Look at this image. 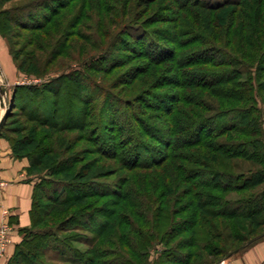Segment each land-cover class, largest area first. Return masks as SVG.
<instances>
[{"label": "trees", "instance_id": "trees-1", "mask_svg": "<svg viewBox=\"0 0 264 264\" xmlns=\"http://www.w3.org/2000/svg\"><path fill=\"white\" fill-rule=\"evenodd\" d=\"M157 1L0 0V36L10 45L13 26L27 33L8 48L28 77L45 78L69 44L85 42L88 7L141 30H104L109 42L81 68L13 87L0 137L36 184L7 264H219L264 236V48L255 44L256 64L241 53L253 5L264 41V0H160L154 10ZM19 114L25 128L10 129Z\"/></svg>", "mask_w": 264, "mask_h": 264}, {"label": "rangeland", "instance_id": "rangeland-1", "mask_svg": "<svg viewBox=\"0 0 264 264\" xmlns=\"http://www.w3.org/2000/svg\"><path fill=\"white\" fill-rule=\"evenodd\" d=\"M203 2H205L206 4H208L209 6H215L217 4H220L222 2H225V1H234V0H202ZM7 6H9V4H6ZM12 5V4H11ZM162 5L161 4V1L158 0L156 3L152 4L151 7L154 8L155 10V6H160ZM165 5V2L163 4V6H161V10L163 9ZM80 6V4H74L72 6L73 8V11L76 9H78V7ZM116 11H121V8H119V10L117 9V6H114V8ZM156 11H159L158 9ZM163 11V10H162ZM32 12L34 13V10H32ZM36 12V11H35ZM119 13V12H118ZM150 12H147L145 13V16L147 17V15L149 14ZM84 14L86 15L87 19H83L82 23L80 24V26L78 27V30L80 31V33H82V35H86V40L85 42H81L80 40H76L73 45L72 44H69L68 45V49H65L63 51V54L62 56H60V58L58 60H56L49 68L48 71H46L47 75L45 76V78H35L33 76H25V75H22L21 73H19L15 67V64L13 63L12 61V57L10 56L9 54V46L10 49L13 50V52L17 51V49L22 45V43H24V40H25V37H27V33L25 32L23 34V36L21 38H18L17 37V32L20 33V29L19 28H16L15 26H13L11 29L13 32H7V35H8V38L10 39V45L6 42L7 40L2 38L3 41L5 42V45H6V48H7V51H8V55L11 59V64L13 65V67L15 68V71L17 73V75H15L13 77V81L14 83H25V84H35V85H38V84H41L43 82H46L49 78L55 76V75H58L60 74L61 72H69L70 69H68V66L71 67V69H76L74 67L76 66H81V64L83 65L84 63H87V62H90V61H85V59L89 58V57H92V56H95V55H99L102 51V48L109 42L108 38H105L103 36V31L104 30H107L108 33L112 36H114V34L116 33H119L121 31H123L124 35L126 33H128L129 35H131L132 37H138L139 35H141V30L138 29V25H134L133 24V17H126V18H123L121 20H119L120 17H113V19L111 20H115L114 23L112 24V21L111 20H107L106 22H104V20H100V18H98V11H97V7L96 6H92L91 8H87L84 10ZM249 18H250V25L252 27V35H251V45L253 44V46L251 47V45H248L245 49H242V54L245 55L246 57H248V59L252 62V64H256V59H257V55H256V52L254 50L255 47V44H261L262 45V49L264 48V41L261 40L259 38V36L257 35V10H256V7L253 5L251 7V11L249 12ZM138 21L136 22H139L140 23V19H137ZM103 22V23H102ZM135 23V22H134ZM125 26V28H123ZM125 29V30H124ZM8 41V42H9ZM72 42V41H71ZM159 45V44H158ZM31 49V48H30ZM39 53L38 51L36 52V54ZM251 55V56H250ZM17 63L19 66H24L23 69H29V68H32L33 66V62L31 61H27V56L26 54H24V56H20L17 58ZM25 61L24 65H23V62ZM85 61V62H84ZM81 68V67H80ZM254 69V66L252 67ZM246 71L245 69H242V72ZM120 72L117 71L116 74L114 73L112 76H110V78H108V80L106 81H110L112 80L113 78H115L116 75H118ZM102 79V75L100 74H97V80L101 81ZM12 80V78H11ZM13 81L11 83H13ZM10 83V84H11ZM167 91L168 90H172V88H166ZM115 92H117V90H114ZM10 101H11V98H10ZM210 102H213L214 104H216L218 107L220 108H226L228 107V104H226L225 102H218V101H215V100H209ZM2 105H3V102H2ZM260 109L263 110L264 112V107L263 106H259ZM13 111H17V108H11V112ZM17 113V112H16ZM13 123V124H12ZM11 128L10 129H22L25 128L26 126V123H25V119L23 117H21V115H15L14 117H12L9 121V124H8ZM263 127H264V123H263ZM30 130H26L22 133H13V132H6L4 133L3 135L5 137H13V138H22V137H28L30 135L29 133ZM78 132L74 131L73 134H76ZM6 140V139H5ZM81 145H83L82 148H84V146H89V144H86L85 142L82 143ZM32 145L27 147L28 150L32 149ZM183 151V150H181ZM184 153V152H182ZM89 158H92V156H89ZM47 166V165H46ZM38 167V169L36 168V174L37 176L39 175H43V174H46L48 173V170H45V168H48L49 167ZM121 175V173H119ZM118 175H115V176H112L106 180H102V181H106L107 183H113L115 180H116V177ZM65 177L67 178V175L65 176V174H61V178L65 179ZM69 179V178H68ZM43 202L46 203V200H42ZM86 235H89V233H87ZM49 259V263L50 264H67L66 262H61L60 260L58 259Z\"/></svg>", "mask_w": 264, "mask_h": 264}, {"label": "crops", "instance_id": "crops-1", "mask_svg": "<svg viewBox=\"0 0 264 264\" xmlns=\"http://www.w3.org/2000/svg\"><path fill=\"white\" fill-rule=\"evenodd\" d=\"M15 75L17 73L11 64L5 42L0 37V87L5 89L9 101L13 87L25 84L14 83ZM1 113L0 108V116ZM29 166V160L15 158L8 141L0 137V176L7 183L0 193V226L7 224L10 227L11 238L6 252L0 256V264H7L22 240L23 231L30 227V210L36 181L28 173ZM219 264H264V236Z\"/></svg>", "mask_w": 264, "mask_h": 264}, {"label": "built area", "instance_id": "built-area-1", "mask_svg": "<svg viewBox=\"0 0 264 264\" xmlns=\"http://www.w3.org/2000/svg\"><path fill=\"white\" fill-rule=\"evenodd\" d=\"M7 183L0 176V193L6 187ZM10 227L7 224L0 226V256L6 252L8 245L11 243Z\"/></svg>", "mask_w": 264, "mask_h": 264}, {"label": "water", "instance_id": "water-1", "mask_svg": "<svg viewBox=\"0 0 264 264\" xmlns=\"http://www.w3.org/2000/svg\"><path fill=\"white\" fill-rule=\"evenodd\" d=\"M0 108L2 110L1 116H0V130L2 128L3 122L6 118L7 112L9 110V103L8 97L6 96L5 89L3 87H0ZM3 102V105H2Z\"/></svg>", "mask_w": 264, "mask_h": 264}]
</instances>
